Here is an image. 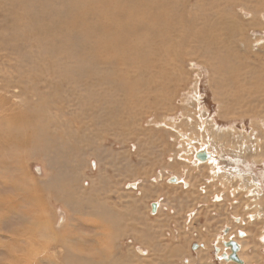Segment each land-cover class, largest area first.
Masks as SVG:
<instances>
[{
    "label": "rangeland",
    "instance_id": "374dc122",
    "mask_svg": "<svg viewBox=\"0 0 264 264\" xmlns=\"http://www.w3.org/2000/svg\"><path fill=\"white\" fill-rule=\"evenodd\" d=\"M50 1L0 0V264H264V0H158L135 59Z\"/></svg>",
    "mask_w": 264,
    "mask_h": 264
},
{
    "label": "bare ground",
    "instance_id": "6f19581e",
    "mask_svg": "<svg viewBox=\"0 0 264 264\" xmlns=\"http://www.w3.org/2000/svg\"><path fill=\"white\" fill-rule=\"evenodd\" d=\"M98 1H100V0H70V1L63 3V11L59 10L63 15L69 16V14H71V12H74V11H77L79 13H77V16L74 13L65 23V28H67L68 34H67V36L62 38V41H61L62 42L61 43L62 49H69L71 47L70 44L68 45L66 43L76 44L77 48H79L83 45H86L85 44L86 41H90L92 43V45L89 44L87 46L92 47L95 52L98 49H108V51H111L112 53L117 54L122 58L135 59L136 57H135V55H133L130 52V49H140V48L137 46V41L136 42L132 41V37L138 36L141 32H143V31L138 30L136 23H135L136 22L135 14H136L137 10H143L144 11L148 8H157V7H160L161 4L163 5L164 3L160 2L158 0H152L154 5L156 6L155 7V6L150 5V0H102V4H101L100 8L98 9L99 15H100L101 11L103 13V18H100V27L102 29L101 35L97 36L96 38H91L90 36H87V35L84 36L83 34H80V33L73 34L74 33V29H73L74 23L83 20L84 13L87 10H89V9L85 8L84 3L89 4L90 2H98ZM171 2H173V0ZM40 3L42 5H49L51 3V1L50 0H41ZM81 6L83 7V9H85L84 11L80 10ZM167 9H168V7H167ZM54 11L56 12L55 16L59 17L58 10L56 8H54ZM164 14H160V13L157 14V16L152 21H150V18L147 17L146 18L147 27L149 29L150 28L153 29L155 27L154 25L159 24V23H162L163 25H166V27H167V23H168L167 18L168 17ZM144 15L147 16L146 14H144ZM118 19L119 20L121 19V20L115 26L114 20H118ZM64 20H65V17H64ZM61 25H62V23H61ZM44 27H46V25ZM144 27H145L144 31H147L148 30L147 27L145 25H144ZM83 30H86V33L88 35H91L88 32L89 28L87 26L85 27L83 25ZM156 30H157V28H156ZM161 31H164V30H161ZM161 35H163L165 37L164 34H161ZM91 36H93V35H91ZM162 49H164V48H162ZM78 51H79V55H82L80 53V49L75 50V53ZM87 59H89L88 56L82 57L83 65L81 64V65H79L80 67H78V69L80 71L84 68V65H86L85 62L88 61ZM141 60H143V58H141ZM84 70H85V68H84ZM206 150L200 151V152H205V153H200V154H204V155L206 154L207 158H208L210 156V153H209L210 151L208 152ZM207 158L199 159V160L205 161ZM60 188L63 189V187L61 185H60ZM106 263L107 262H104V261L100 262L99 261L97 264H106ZM63 264H83V263H81V262L79 263V262H77V260L72 261L69 258L64 257Z\"/></svg>",
    "mask_w": 264,
    "mask_h": 264
},
{
    "label": "water",
    "instance_id": "95a60500",
    "mask_svg": "<svg viewBox=\"0 0 264 264\" xmlns=\"http://www.w3.org/2000/svg\"><path fill=\"white\" fill-rule=\"evenodd\" d=\"M200 153H205V152H198L197 155H196V157L198 159L207 158L206 154L204 155V154H200ZM171 180L175 181V178H172ZM152 207L155 208V204H153ZM227 245L230 247L231 253H229L225 258L226 259H230V260H234V261H236L238 263H241L242 261L237 255V252H238V249H239V244L236 241H234V240H230V241L227 242ZM192 246L195 247L196 244H193Z\"/></svg>",
    "mask_w": 264,
    "mask_h": 264
}]
</instances>
